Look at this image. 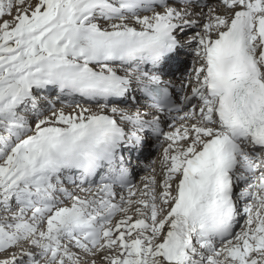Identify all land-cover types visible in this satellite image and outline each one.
<instances>
[{
    "label": "snow or ice",
    "instance_id": "1",
    "mask_svg": "<svg viewBox=\"0 0 264 264\" xmlns=\"http://www.w3.org/2000/svg\"><path fill=\"white\" fill-rule=\"evenodd\" d=\"M0 264H264V0H0Z\"/></svg>",
    "mask_w": 264,
    "mask_h": 264
},
{
    "label": "rangeland",
    "instance_id": "2",
    "mask_svg": "<svg viewBox=\"0 0 264 264\" xmlns=\"http://www.w3.org/2000/svg\"><path fill=\"white\" fill-rule=\"evenodd\" d=\"M182 63H186V64L190 67V65H191V60H190V58L187 59V58L184 57ZM177 73H178V72H177ZM180 76H181V74L179 73L177 76H175V77L173 76V77H174V79L178 80V79L180 78ZM57 106H58V105H57ZM146 147H148V145H146ZM149 148H150V149H147V148H146V149H143L142 152H143V153H146L147 155H149L148 158H151V160L149 159L150 163H149V162H145V164L148 165V166L151 165V167H152L153 165H155L154 162H155V157H156V154H157V152H158V149L154 146V143H153V142H150V146H149ZM146 160H147V159H146ZM137 164H138V162H137ZM138 166H139V164H138L137 166H135V167H138ZM146 171H147L146 169H144V168L141 167V169H140L139 172H138V175H139V174H143V173H145ZM146 174H147V173H146ZM142 177H144V176H140L139 181L142 180ZM136 180H137V178H136ZM136 180H135V183L137 182ZM139 181H138V182H139ZM243 224H244V220L239 221V223H238V225H237L235 231L239 232V231L241 230V227L243 226Z\"/></svg>",
    "mask_w": 264,
    "mask_h": 264
},
{
    "label": "bare ground",
    "instance_id": "3",
    "mask_svg": "<svg viewBox=\"0 0 264 264\" xmlns=\"http://www.w3.org/2000/svg\"><path fill=\"white\" fill-rule=\"evenodd\" d=\"M208 5H209V6H214L215 3H211V4H208ZM189 35H191V32L189 33ZM182 56H183V55H182ZM187 59H188V58H187ZM190 66H191V65H190ZM173 71H174V77L177 76V75L179 74V73H177V71H178L177 69L174 68ZM180 74H181V73H180ZM174 77H173V79H174ZM180 78H181V76H180ZM180 78H179V79H180ZM179 79H178V80H179ZM53 98H54V97H53ZM58 106H59V105H58ZM120 106H121V107H130L129 104H121ZM165 130H167V129L165 128ZM149 137H151L150 134H147L146 137H145V140H144V141H146V139L149 138ZM138 149H139V148H133L131 151H133L134 154H137V153H138ZM125 152L127 153V152H130V151H127V150H126ZM155 159H156V162H155L156 165H155V167H156L157 169H159L160 151L158 152V154H157V156L155 157ZM125 164L129 167L130 170H132L134 166H137V165H138V164H137V161H136V156L134 157L132 154H129V155L125 156ZM147 174H148V172H147ZM147 174H146V175H147ZM146 175H145V176H146ZM96 180H97V182H99V177H97ZM139 185H141V181H139L138 186H139ZM240 218H241V217H240ZM238 220H239V218H238Z\"/></svg>",
    "mask_w": 264,
    "mask_h": 264
}]
</instances>
